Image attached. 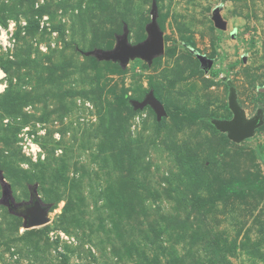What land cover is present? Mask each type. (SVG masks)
Here are the masks:
<instances>
[{
    "label": "rangeland",
    "instance_id": "1",
    "mask_svg": "<svg viewBox=\"0 0 264 264\" xmlns=\"http://www.w3.org/2000/svg\"><path fill=\"white\" fill-rule=\"evenodd\" d=\"M0 264H264V0H0Z\"/></svg>",
    "mask_w": 264,
    "mask_h": 264
},
{
    "label": "water",
    "instance_id": "2",
    "mask_svg": "<svg viewBox=\"0 0 264 264\" xmlns=\"http://www.w3.org/2000/svg\"><path fill=\"white\" fill-rule=\"evenodd\" d=\"M218 26H222L217 21ZM148 38L136 44H129L127 41V31L118 37L117 45L108 50L94 49L91 53L100 59L118 61L125 64L129 58L139 56L150 61L154 56L160 55L164 51V40L162 31L156 22V12L151 13V20L147 26ZM210 63L208 64V66ZM150 103L154 108L157 117L160 118L165 114L163 105L152 95H148L144 101ZM231 107L234 112L233 118L229 121H222L220 128L228 132L229 136L236 141H241L251 137L254 128L259 124V119L255 118L250 121H243V112L237 105L235 98L231 99ZM31 206L25 209L24 224L27 227L44 225L47 218V208L39 199L33 200Z\"/></svg>",
    "mask_w": 264,
    "mask_h": 264
}]
</instances>
